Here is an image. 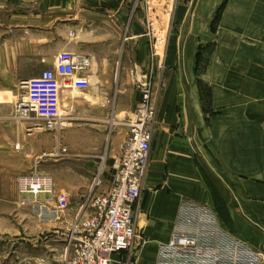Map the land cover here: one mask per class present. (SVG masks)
Returning a JSON list of instances; mask_svg holds the SVG:
<instances>
[{
    "label": "crops",
    "instance_id": "obj_1",
    "mask_svg": "<svg viewBox=\"0 0 264 264\" xmlns=\"http://www.w3.org/2000/svg\"><path fill=\"white\" fill-rule=\"evenodd\" d=\"M38 4L40 14L34 7L17 11L19 1L8 14L0 1V175L37 173L40 162H59L53 154L62 146L67 153L56 167L64 181L55 193L72 200L91 190L80 169L89 162L80 161L102 149L104 111L95 119L98 134L71 129L60 141L54 132L41 134L42 120H22L14 109L24 98L22 82L52 69L58 53L90 59L84 92L131 97L129 108L119 101L117 119L131 114L136 85L149 76L166 91L159 95L142 203L134 206L143 240L136 241L134 264H171L158 252L174 233L195 237L221 256L220 264H264V0H176L166 30L159 26L162 0ZM200 83L210 92L205 106ZM126 139L127 133L111 141L110 160ZM113 177L107 174L96 193L106 192ZM78 212L88 214L79 205ZM112 259L123 264L125 255Z\"/></svg>",
    "mask_w": 264,
    "mask_h": 264
},
{
    "label": "built area",
    "instance_id": "obj_2",
    "mask_svg": "<svg viewBox=\"0 0 264 264\" xmlns=\"http://www.w3.org/2000/svg\"><path fill=\"white\" fill-rule=\"evenodd\" d=\"M171 0H165L169 4ZM91 67L86 56L60 52L55 56L53 68L45 70L34 81L22 82L24 98L15 103V112L22 119L31 115L43 121L37 126L53 132L61 126L54 114L55 90L43 85L57 84L63 89L84 92L89 88ZM140 99L128 124L127 139L120 145L113 158V182L101 194L94 190L99 186L93 180L91 190L79 210H90L86 216L75 219L61 264H113L114 255H125L123 264L134 261L137 225L134 206L143 194L151 145L157 125V105L148 83L139 81ZM67 151L59 148L53 157H63ZM19 194H29L42 220L57 221L69 209L68 196L55 193V183L49 176L34 173L17 181ZM49 195L42 203L38 196ZM26 202V201H23ZM80 214V212H79ZM195 237L174 233L167 245L160 247L159 257L170 259L171 264H220L222 258L210 249L199 247Z\"/></svg>",
    "mask_w": 264,
    "mask_h": 264
},
{
    "label": "rangeland",
    "instance_id": "obj_3",
    "mask_svg": "<svg viewBox=\"0 0 264 264\" xmlns=\"http://www.w3.org/2000/svg\"><path fill=\"white\" fill-rule=\"evenodd\" d=\"M0 1H6L8 6L6 11L8 14L14 12L15 8H12L10 5H14L17 1L22 4L21 7L20 5L18 6L17 11L30 13L32 7H34V13L36 14H40L42 11L38 4L41 0H34V5L30 2L31 0ZM164 1L165 0H162L163 3ZM175 2L176 0H171L169 4L164 3L163 7L166 8V15L164 17H159V23L162 24L159 26H162L165 30L172 22ZM2 10H4V8ZM42 14H44V12H42ZM153 19L154 17L151 18L152 24L155 23L152 22ZM144 82L148 83L152 97L158 107L159 95L162 96V94L165 93L166 86L163 85V83L157 88H154V81L149 76L145 77ZM41 86H47L55 90L54 114L61 126L53 131V135L58 137L60 141L64 134L68 135L71 129H86L87 131L98 134L99 128L97 125H99V123H97L95 119L102 114V111L107 115L108 122L102 129L103 146L101 151L91 155L88 159L80 161L81 165H84L85 162H89V165L82 166L80 169L85 168L86 171H84L85 176L89 180L88 183H93V180L96 179V182H99V186L97 187L99 188L105 176L108 174V177H110L113 173V168H109L110 161H112L111 167L113 166V160H110L111 141L114 138H119L121 141H123V138H126L128 124L131 121L140 99L138 91V101L133 106L131 114L124 118L120 117L117 119L114 113L116 106L120 101V105L129 108L131 106L130 96L96 97L92 95L90 91L78 92L71 89H63L57 84H41ZM103 102L104 105L102 106ZM79 104L83 106L79 108ZM85 105L86 107H84ZM87 117L93 118L92 120L90 118L84 120ZM41 134L48 135L49 133L46 131V133ZM59 148L64 147L59 146ZM53 159H58L59 162L56 164H52V162H40V164L37 165V173L51 177L55 186L56 183L63 185L62 169L56 167L58 163L63 162L62 157H53ZM43 161H45L44 157ZM33 174V172H30L17 177L0 175V264H61L65 258V249L70 236V230L74 226L77 216L78 219H80L83 215L82 212L79 214L78 205L88 196L89 193H87V189H82L74 197L71 196L72 200L68 198L69 207L76 206L77 204L76 210L73 212L70 211L71 213L69 215L66 214L65 217H61V219L57 221L40 219L38 210L34 207L33 203H28V200L33 201L31 195L19 194L17 185L19 178L29 177ZM53 174L54 177L52 176ZM94 192L95 194H100L96 193V190H94ZM55 194L56 193H54V195ZM49 198V195L38 196V199L42 203H45L44 201ZM142 199L143 194L136 203L137 206L142 203ZM90 212L91 211L88 210V214ZM138 234L137 228V236ZM138 238L139 237L136 238L137 242L143 241L142 237H140V239ZM131 264H134V261H131Z\"/></svg>",
    "mask_w": 264,
    "mask_h": 264
},
{
    "label": "trees",
    "instance_id": "obj_4",
    "mask_svg": "<svg viewBox=\"0 0 264 264\" xmlns=\"http://www.w3.org/2000/svg\"><path fill=\"white\" fill-rule=\"evenodd\" d=\"M219 18V14L216 16V20ZM199 90H200V96H201V100L203 105H208L209 100H210V92L209 89L202 85L201 83L199 84Z\"/></svg>",
    "mask_w": 264,
    "mask_h": 264
}]
</instances>
